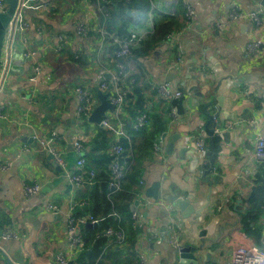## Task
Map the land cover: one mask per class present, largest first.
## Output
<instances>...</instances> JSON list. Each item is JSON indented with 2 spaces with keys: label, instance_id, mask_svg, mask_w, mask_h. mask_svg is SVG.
<instances>
[{
  "label": "crops",
  "instance_id": "1",
  "mask_svg": "<svg viewBox=\"0 0 264 264\" xmlns=\"http://www.w3.org/2000/svg\"><path fill=\"white\" fill-rule=\"evenodd\" d=\"M187 1L196 10L193 21H187L182 0H151L146 26L140 30L131 28L146 38L166 17L176 18L181 27L173 31L180 35L176 41L181 42L184 48V63L173 66L176 46L172 39L163 40L153 52L147 50V54L125 63L126 74L120 83L129 93L113 121L123 124L125 135L121 142L129 143L132 154L139 150L145 156L140 176V180L145 181L144 185L140 183L145 193L142 197L137 193L135 200L141 198L143 202L147 198L146 189L158 181L159 199L165 202V205L151 203L139 210L140 223L147 228L141 233V238L148 264L169 263L167 255L172 245L168 244L166 231L178 210L174 209L169 215L166 205L171 204L167 196L173 194L184 198L193 196V207H201L200 214L191 216L190 228L178 214L175 227L180 237L183 239L191 234L197 238L199 230L205 228L206 236L218 242L213 244L216 252L207 263L229 264L234 242L245 236L253 237L258 245H263L264 240V227L255 231L258 237L249 234L246 225L250 224L242 216L247 207L245 200L262 177V165L255 163L253 151L258 137L264 136V29L255 28L248 12H258L264 21V0ZM46 2L47 9H26L24 12L29 23L24 34L28 38V46L38 49V58L36 55L33 63L24 59L22 72L10 68L0 88V104L6 106V118L0 117V264H57L56 253L68 245L66 218L70 206L74 201L82 203L78 199L80 186L70 179L77 159L72 144L76 139L84 140L88 154V144L98 132L97 123L86 122L77 115L75 88L77 84H87L92 91L95 87L99 90L103 74L108 72L110 81L119 70L116 72L111 66L115 58L110 55L104 58L102 50L87 66L79 68L68 56V47L63 53L45 49L47 39L54 44L56 35L61 32L69 37L68 43L76 42L77 45H71L75 52L81 46L79 42L91 56L96 47L91 40L83 41L87 38H79L74 32L75 24L88 14L83 0ZM235 9L244 16L228 21L229 13ZM218 23L224 24L218 27ZM19 36V32L15 33L13 45L17 51H23V45L18 43ZM259 38L262 45L248 54V42ZM96 44L99 47V41ZM38 63L42 72L30 82L28 78L32 75L33 66ZM129 74L134 76L127 82ZM134 81L138 83V94L152 101L144 110L151 113V121L154 120L151 126L160 118L166 124L164 133L167 137L179 135L172 153L166 152L164 133L155 135L153 139L155 142L162 138V151L157 152L151 134H142L134 129L135 119L129 106V96L138 99L137 92L133 93ZM164 81L172 82L182 91V96L174 101L160 97L158 85ZM45 92L47 98H53L47 107L43 103ZM97 101L100 103V98ZM170 106L178 112L176 121H171ZM207 111L211 114L218 112L216 123L209 124ZM46 113H50V117L45 120ZM208 124L214 129L213 135L207 130ZM53 129L60 135L54 144L66 158V167L50 156L41 144ZM200 138L207 145L205 155L194 148L195 141ZM215 139L218 146L215 144L217 151L212 165L208 151ZM182 146L188 148L179 151ZM6 163H11V167L3 169L1 165ZM215 177L208 203L207 178L213 180ZM34 180L41 184L40 190L26 196L24 185ZM47 202L57 204L60 210L48 209ZM8 228L14 229L18 238L3 239L2 233ZM136 258L134 264L139 262V252ZM120 259L130 260L126 253H122Z\"/></svg>",
  "mask_w": 264,
  "mask_h": 264
},
{
  "label": "built area",
  "instance_id": "2",
  "mask_svg": "<svg viewBox=\"0 0 264 264\" xmlns=\"http://www.w3.org/2000/svg\"><path fill=\"white\" fill-rule=\"evenodd\" d=\"M127 2H130L131 0H126ZM183 6L185 10V17L187 21H193L196 17V10L195 7L187 0H182ZM83 2L86 4L87 9V16L79 20L74 27V32L79 38H88L91 34V32L96 31L101 34L100 40H99V49L100 51L105 46V42L107 40V36L112 39V44L116 45L117 48L113 55H110V57L113 58H125L132 54L133 49L137 47L140 42H142L145 38L144 35L132 32L130 36L128 37H119L116 35L109 34L108 31L105 29L104 25L105 22L110 17V5L111 0H83ZM47 9L48 2L46 0H19L16 11L12 17L16 20L15 25V33L20 34L18 43L23 45L24 50L20 51L23 53L24 59L31 60L35 59L36 55L38 58L39 53L38 49L32 48L28 46V38L24 34V30L29 27V23L27 22L24 12L26 9H34L39 10L41 8ZM8 9V4L6 0H0V13L6 12ZM249 17L252 19V21L255 24L256 29H264V21L262 17L259 15L256 11H249L248 12ZM244 16V14L237 9L231 11L228 15V21H234L238 18H241ZM12 22V20H11ZM10 22V24H11ZM224 24V23H223ZM222 23H218L217 26L221 27L223 26ZM179 33L174 31H169L165 35V40L172 39L176 46V59L173 63L174 67H178L182 63H184V57H185V51L181 44V42H177L176 38H178ZM66 43V37L64 33H59L56 35V41L55 43H51V40L47 39L45 43V49H52L56 53H62L64 50V44ZM14 44V43H13ZM262 45V40L256 39L254 41H250L247 44L246 51L248 54L251 52H254ZM13 49L15 48V45H13ZM78 57V54L76 55ZM11 56L9 53H5L2 55L0 59V88L2 87V84L5 80V77L7 76V73L10 71L11 68ZM33 63V61H32ZM119 70L116 74L112 75L110 84L108 83L109 80H102L99 81L98 84L99 90H102L104 92H110L109 101L114 105L115 110L111 111L108 110L106 114L101 118V121L98 125L104 127L105 129L109 130L113 135L116 137L115 143L112 145V147L109 149V154L113 157V160L110 164L111 169V185L114 188H120L121 187V181L125 178L126 174V168L120 161V155L124 151V146L121 142V137L125 135L123 124L122 123H115L113 121V118L116 116V114L122 110V105L125 102L126 97L128 96L129 90L122 87L120 81L122 79V76L126 74V67L125 64L122 62H118ZM105 71H109V69H105ZM42 72V66L38 63L33 66V72L32 75L28 78V81L33 82L37 79L38 75H40ZM158 93L160 97H162L165 100H173L180 98L182 96V91L180 89H177L173 86V83L170 81H164L158 85ZM34 96V92L32 93V97ZM75 97L77 99V106H76V113L79 117L89 119L92 111L95 109V107L99 104L97 101L98 98L95 96L92 89L89 87V85H78L75 88ZM26 98V96H24ZM97 99V100H96ZM6 106L4 104H0V117L6 118ZM171 116V121H176L179 119V115L177 110L174 107H171V110L169 112ZM151 122V113L150 111L146 110L140 113L135 121H134V129L135 130H141L145 126L149 125ZM60 139L59 133L55 131L54 129L51 131V134L49 137H46L41 141V144L44 146V149L46 148L48 152L52 153L56 161L63 167H66L67 162L66 158L62 156L59 152L57 147L55 146V141ZM206 142L204 139L200 138L195 141V149L205 155L207 151ZM72 148L77 154L76 159V169L75 171H72V174H70L71 181L77 185L81 186L86 183H91V181L95 178L96 171L94 169H91L87 171L86 164H87V150L85 146V141L82 139H76L73 141ZM154 149L157 152L162 151V138L156 140L154 142ZM205 157V156H204ZM253 159L255 160V163L262 165L264 168V136H259L256 144L255 149L253 151ZM3 169H8L11 167V163H6L1 165ZM140 183L142 185L145 184L144 180H140ZM41 188V184L34 180L31 182H27L24 185V192L26 196H32L33 194L39 192ZM145 190L142 189L141 191V197L144 196ZM138 204L136 205V208L132 210L131 217L134 221V225L141 224V215L139 213V210L142 209L144 206L151 203H158L165 205V202L163 200L154 199L152 197L147 196L145 197V200L141 202V198H138ZM81 203V202H80ZM77 201H74L70 206V211L67 215V238H68V245L64 250L58 251L55 255V260L57 264H70V262L74 261V259L77 258L79 253L83 250L85 247V239H84V232H83V226L87 224L88 222H97L99 223V220L94 217V215L89 212L86 215H76L74 208L76 205L80 204ZM85 202H82L81 204H84ZM46 207L48 209H52L55 211H59L60 207L51 202H47ZM167 210L170 212L176 209L174 205L167 204L166 205ZM177 210V209H176ZM179 214V212H178ZM178 214L176 215V218L172 217V225H169V232L171 233L170 238V244L171 245H178V238H180L179 231L176 230L175 224L178 221ZM106 235H115V239L118 243H123L125 240V232L121 229H116L114 227L107 228L104 232ZM142 234H140V238L137 242V248L139 252V262L138 264H148V257L143 251V243H142ZM2 238L5 240L11 239V238H18V234L14 231V229L8 228L2 233ZM264 239V235H263ZM229 264H264V240L263 245H258L255 242V239L250 236H245L244 239L239 240L237 242H234L231 248V260Z\"/></svg>",
  "mask_w": 264,
  "mask_h": 264
},
{
  "label": "trees",
  "instance_id": "3",
  "mask_svg": "<svg viewBox=\"0 0 264 264\" xmlns=\"http://www.w3.org/2000/svg\"><path fill=\"white\" fill-rule=\"evenodd\" d=\"M76 1L78 2L80 0ZM150 9L151 0H131L130 2L126 0H111L110 17L105 22L104 27L109 34L119 37H128L134 31H132V27L140 30L146 26ZM175 25L178 27L176 28ZM180 27L181 22H178L176 18L166 17L162 23L156 26L153 33L140 42L141 45L139 44V47L133 49L131 56L121 59L115 58L111 66L114 67L117 72L119 69L117 66L119 61L123 64L133 62L135 59H138L140 55H144L147 50L153 52L155 47L165 40L166 33L173 30L177 31ZM100 37L101 34L99 32L93 31L87 39L83 40H91L93 45H96L92 56L87 53L88 50L83 47L84 45L82 42H79L81 46L76 50L80 54L75 52L71 48L72 46H69L67 48V54L71 57L73 63L81 68L82 66H87L90 60H93L97 54H100L99 47L96 44V42L100 40ZM111 42L112 39L107 36L105 46L101 51L104 58H108V55H113L117 48V46L113 45ZM148 46L149 49H147ZM77 54L78 57H76ZM132 75L133 74H129V76H127V82L132 80ZM102 80H106L105 74H103L100 81ZM108 83L110 84V81H108ZM138 91V83L135 84L134 81L133 93L135 92L136 94L137 92L138 99H133L132 96H129V98H131V103L129 105L131 109L130 112L133 119H136V117L152 102L143 99L141 95L138 94ZM93 92L99 100L98 88L95 87ZM52 102L53 98H47L45 92V99L43 102L45 106L47 107L49 104H52ZM50 108H52V105H50ZM46 114L45 120L50 117V113ZM83 120L86 122L89 121V119L86 118H83ZM153 122L154 120L152 119L149 125L138 131L142 134H151L152 142H154L153 139L155 135L164 133L167 129L166 124H164L160 118L151 126ZM150 126L151 128L147 129ZM97 130V135L91 140L90 144H88L90 147L88 154H86V169L87 171L94 169L96 175L91 183L83 184L79 187L80 195L78 199L85 203L75 207V214L85 215L91 212L94 217L99 220V225L96 227H89L85 224L83 226L85 247L71 264H134L138 253L137 241L140 234L144 233L147 229L143 224L134 225L135 223L131 217V205L137 198V195L142 191L140 176L142 175L145 156L139 153V150H135V155L132 154V147L129 143L122 141L124 151L120 155V160L124 165H127L128 168L126 169L125 178L121 181V187L119 189L114 188L110 183L112 180L110 164L113 157L109 154V149L115 143V137L113 133L100 125H97ZM215 144L218 146L217 139H215ZM127 156L131 157L127 159ZM260 170L262 172V177H260L259 180L256 181L254 187H252L248 198L245 200V205L247 207L242 213L243 218L250 224V226L246 225L247 233L256 235L257 237L259 235L255 231H261L264 227L263 167H260ZM109 227L121 229L125 232V240L123 243H118L115 239V235H106L103 233ZM122 253H126L130 260H121L120 257Z\"/></svg>",
  "mask_w": 264,
  "mask_h": 264
},
{
  "label": "water",
  "instance_id": "4",
  "mask_svg": "<svg viewBox=\"0 0 264 264\" xmlns=\"http://www.w3.org/2000/svg\"><path fill=\"white\" fill-rule=\"evenodd\" d=\"M18 1L19 0H6L8 4V9L6 12L0 13V59L3 54H5L6 52L9 53L11 56L12 70L22 72L23 71L22 65L24 61L23 53L17 51L16 49H13V43L15 40L16 20L15 18L12 19V17L16 11ZM190 71L194 73L193 68H191ZM108 74H109L108 72L105 73L107 80H109L108 77H110V75ZM172 76H174V78L176 77L175 74ZM167 79L169 80L170 78ZM110 94H111L110 92H104L102 90H98L100 103L92 111L89 117V121L99 124L101 118L106 114L108 110L111 111L115 110L114 105H112V103L108 99ZM219 101H221V98H219ZM207 114L210 119L209 124L211 122L216 123V116L218 115V112H216L215 114H211L209 111H207ZM209 124L207 130L209 131L210 135H213L214 129L212 127L209 128ZM163 137L167 138L166 152L172 153V150L174 149L175 140H178L179 135L176 133L174 135L167 137V134L164 133ZM187 148L188 147L182 146L178 150L184 151V149ZM191 150L193 151V149ZM216 151L217 150L215 143L214 141H212L211 148L209 147V151H208V155L211 156L210 163L212 165L214 164V157L216 155ZM49 155L54 158L52 153H50ZM180 156H181V152H180ZM210 170L206 171V174L209 173ZM207 180L209 183V191L207 193L206 198L209 203L213 192L212 182L216 181V177L213 180H210L208 178ZM146 195L149 197H153L154 199L160 198V182L157 181L154 182L152 185H150L146 189ZM193 198H194L193 196L184 198L175 194L167 196V201L174 205V207L182 215L185 225L189 228L191 225L190 218L193 215V213H197V214L201 213V207L199 208L193 207ZM137 204H138V200H135L131 205V209L134 210ZM86 225L89 227H95L98 226V223L88 222ZM166 232H167L166 238L168 244H170L171 233L168 230ZM206 235H207V230L205 228H202L199 230L197 238H193L191 234H188V236L183 239L181 237L178 238V245L170 246L171 252L167 255V260L169 262L168 264H208L207 261H209L212 254L216 252L213 244H217L218 242L215 241L214 239H210ZM71 263L72 262H70V264Z\"/></svg>",
  "mask_w": 264,
  "mask_h": 264
},
{
  "label": "rangeland",
  "instance_id": "5",
  "mask_svg": "<svg viewBox=\"0 0 264 264\" xmlns=\"http://www.w3.org/2000/svg\"><path fill=\"white\" fill-rule=\"evenodd\" d=\"M65 37H66V43L64 44V50H65V47H69V46H71V45H75L76 44V42H73V43H68L69 42V37L68 36H66L65 35ZM77 45V44H76ZM64 50H63V52H64ZM62 52V53H63ZM60 55V54H59ZM78 85V84H77ZM76 85V86H77ZM79 85H82V84H79Z\"/></svg>",
  "mask_w": 264,
  "mask_h": 264
}]
</instances>
